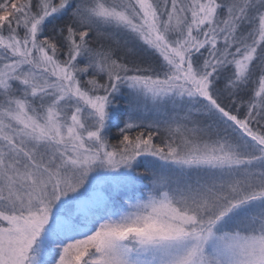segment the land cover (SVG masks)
Here are the masks:
<instances>
[{"label":"snow or ice","instance_id":"1","mask_svg":"<svg viewBox=\"0 0 264 264\" xmlns=\"http://www.w3.org/2000/svg\"><path fill=\"white\" fill-rule=\"evenodd\" d=\"M0 264H264V0H0Z\"/></svg>","mask_w":264,"mask_h":264}]
</instances>
